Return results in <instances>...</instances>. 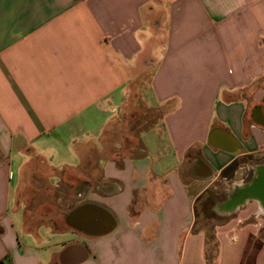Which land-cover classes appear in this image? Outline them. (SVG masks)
Returning a JSON list of instances; mask_svg holds the SVG:
<instances>
[{
    "label": "crops",
    "instance_id": "0c3cea01",
    "mask_svg": "<svg viewBox=\"0 0 264 264\" xmlns=\"http://www.w3.org/2000/svg\"><path fill=\"white\" fill-rule=\"evenodd\" d=\"M130 95L158 119L108 145ZM241 158H264V0H0V264H264Z\"/></svg>",
    "mask_w": 264,
    "mask_h": 264
},
{
    "label": "rangeland",
    "instance_id": "374dc122",
    "mask_svg": "<svg viewBox=\"0 0 264 264\" xmlns=\"http://www.w3.org/2000/svg\"><path fill=\"white\" fill-rule=\"evenodd\" d=\"M143 92L145 93L144 97V102L146 105H150L152 103V95L150 88L148 86H145L143 88ZM151 92V93H150ZM136 95H130L129 100H128V109L125 112H122L119 116V118L112 123L110 127H108L106 133H105V141H109L108 145L112 143V141L115 142H120L123 145L130 142L129 138L132 136V138L138 137V134L141 133L142 131L148 130L150 127L154 125L157 121V116L154 115V112H152L150 109L146 107V105L143 103L141 98H138ZM133 103H136V108L133 106ZM141 104V106H140ZM116 145V144H115ZM264 161L263 159L260 160H251V162H247V160H243L242 158L239 159L235 167H237V172L236 175L233 176L232 180L234 182H239L240 180H245V181H250L251 177L253 176L254 173V167L256 164H260L261 162ZM88 171L89 168L84 169L83 173H81V178H86L88 179ZM87 172V173H86ZM83 174V175H82ZM13 177V176H12ZM69 178L74 179V176H70ZM12 188L13 185H15V180H12ZM65 190L68 191L69 189L72 188L70 185H68L66 182L63 183ZM219 187V194H221V198L223 199L222 201H227L228 196L230 195L228 192H224L226 188H223L221 184L217 185ZM65 194V200L67 201H72V203H75L78 199H74L73 196L71 195L70 192H67ZM221 192V193H220ZM223 194V195H222ZM208 205H205L202 212H199V216L204 214L205 215H215L212 211L217 208L215 206H212V201L209 200ZM248 209L249 212H253L254 209H256L254 202L252 201L250 204H248L246 207L242 208L241 210ZM202 213V214H201ZM264 215V213H260ZM212 215V216H213ZM253 219V218H252ZM258 218L257 220H259ZM255 220V219H254ZM264 233V229L262 230Z\"/></svg>",
    "mask_w": 264,
    "mask_h": 264
},
{
    "label": "water",
    "instance_id": "95a60500",
    "mask_svg": "<svg viewBox=\"0 0 264 264\" xmlns=\"http://www.w3.org/2000/svg\"><path fill=\"white\" fill-rule=\"evenodd\" d=\"M238 195L241 200L255 198L264 204V168H260L252 181L240 190ZM68 219L75 228L95 233L106 232L111 226L110 218L101 210L90 211L82 208L70 214Z\"/></svg>",
    "mask_w": 264,
    "mask_h": 264
},
{
    "label": "bare ground",
    "instance_id": "6f19581e",
    "mask_svg": "<svg viewBox=\"0 0 264 264\" xmlns=\"http://www.w3.org/2000/svg\"><path fill=\"white\" fill-rule=\"evenodd\" d=\"M260 170V169H259ZM258 170V171H259ZM251 199H255V198H251ZM255 200H257V199H255ZM244 201H246V200H244ZM258 201V209L261 211V213H264V204L263 203H261L259 200H257ZM239 202V201H238ZM232 205V204H231ZM229 203H227V204H225L224 206L226 207H229V206H231Z\"/></svg>",
    "mask_w": 264,
    "mask_h": 264
},
{
    "label": "flooded vegetation",
    "instance_id": "af4514ba",
    "mask_svg": "<svg viewBox=\"0 0 264 264\" xmlns=\"http://www.w3.org/2000/svg\"><path fill=\"white\" fill-rule=\"evenodd\" d=\"M258 212L261 213V211H260L259 209H258ZM63 259H64V260H63L62 262L65 264L67 261L70 260V256L67 254V255L64 256Z\"/></svg>",
    "mask_w": 264,
    "mask_h": 264
}]
</instances>
